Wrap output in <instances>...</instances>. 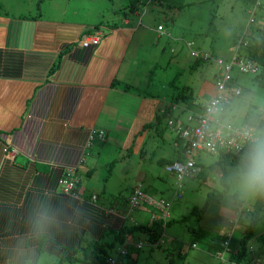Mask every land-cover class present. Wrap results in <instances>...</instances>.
Here are the masks:
<instances>
[{"label": "crops", "instance_id": "obj_1", "mask_svg": "<svg viewBox=\"0 0 264 264\" xmlns=\"http://www.w3.org/2000/svg\"><path fill=\"white\" fill-rule=\"evenodd\" d=\"M74 15L0 12V264H60L70 253L78 256L84 242L111 237L124 225L132 210L127 199L134 185L125 200L117 194L121 185L94 192V181L108 183L116 152L139 155L134 174H129L140 184L143 177L153 176L146 173L153 162L180 156L176 150L166 156L162 149L158 156L151 153L148 161L143 158L148 134L159 133L156 117L173 102L164 106L163 88L151 89L149 74L163 62L166 48L178 56L190 40L166 34L170 32L162 22L142 24L137 10L120 16L113 28L94 29L96 22L69 18ZM158 25L165 33L156 30ZM95 33L97 43H81ZM91 129H102L103 137L89 141ZM67 168L80 178L71 195L59 184L61 171ZM155 184L150 187L155 189ZM216 205L205 217L211 215V228L223 233L218 241L231 235L232 249L240 237L233 231L244 227L246 219L240 224L239 218L236 222L225 218L221 204ZM43 209L51 224L45 235L37 236L31 220ZM134 216L139 223L152 222L150 208H138ZM211 228L197 232L211 242L213 235L206 231ZM173 234L171 230L167 235ZM127 242L134 243L132 234ZM41 253L50 261L39 263Z\"/></svg>", "mask_w": 264, "mask_h": 264}, {"label": "rangeland", "instance_id": "obj_2", "mask_svg": "<svg viewBox=\"0 0 264 264\" xmlns=\"http://www.w3.org/2000/svg\"><path fill=\"white\" fill-rule=\"evenodd\" d=\"M179 1L183 5L181 9L177 7ZM127 2L128 0H0V12L4 11L9 14L30 13L41 16L54 14L57 18L76 13V15L69 18L97 22L102 19L101 14L107 17V15L113 14L112 11L117 16H120V10ZM246 2L247 0H152L146 4V0H135V6L142 24L153 26L157 22H162L172 37L182 36V40L184 38L191 40L194 48H202L208 51L215 50V52L221 54L225 52L227 55L232 51V40L236 41L237 36L241 34L242 28L244 31L248 19V13L245 8ZM173 17L176 19L175 22L170 20ZM254 18V23L264 25V0H261L260 7L256 6ZM171 55L166 48L163 51V62H159L149 74V87L151 89L163 88L164 106L168 105L170 100H174L172 96L179 89L185 90L183 94L191 95L190 101L208 100L209 97L214 95V81L218 69L213 62L200 61L201 63L198 66H192L193 58L189 55L186 46H183L181 54L178 56ZM229 58L230 56L227 59ZM230 73L232 77L230 82L232 84L238 85L243 91L251 92L258 98H264V84L260 83L259 78L243 74L235 67H232ZM176 113L177 111H174L169 115V118L173 120ZM167 118L168 116H164L161 119V124L158 126V134H148L147 137L150 142L144 148V152L146 153L143 158H145V161H148L151 153H155L156 156L160 155L162 149L165 151L164 154L166 156L173 154L174 150L180 155V144L175 140L174 133L168 128ZM115 157L110 162V167L113 168L114 165V168L108 183L94 181L96 184L94 185V192L97 194L100 191L104 193L106 191L103 188L104 186L116 188L121 185V190L117 194H120V197H123L122 199L125 200L130 185L132 186L137 183L135 177L130 175L129 172L134 174L133 168L140 161V157L139 155L128 154L126 152L123 154L116 152ZM195 159L200 163L202 170L205 171L206 179L202 177L198 178V176L196 178H184L182 180V187L179 189V197L174 196V191L177 188L176 178L171 173L166 172L162 164L152 163L146 173L153 174V176L142 178L140 181L142 189H147V192L156 196V198L171 200L168 211V220L171 221L168 224L164 223L163 229L166 228L165 234L162 244H159L158 247L151 248L146 242L147 236L141 232L132 233V241L134 243H128L126 236L124 243L113 244L109 255L116 257V250L119 247H125L128 251L127 255L122 257V260L120 259V264H176L177 262L178 264H221V260L216 255V252L218 250L217 247L221 248L222 240H218L222 237L223 233L221 232V235L217 234L211 228L213 227L212 224H214L212 216H206L200 220L194 216H188V214L193 206L201 207L206 201L207 206H210L209 211L214 206L216 207L217 203H220L221 214H223L224 195L222 194L220 198H215L214 200L211 197L210 202L209 199L207 200V196L211 195L209 194L212 193L211 191L214 194L223 190L219 181L222 164L226 167V172L236 164L223 163L219 160V156L205 151L199 152ZM99 171L98 169L94 177H97ZM154 181L158 183V186L154 185L155 189L150 187L154 184ZM76 185L77 182L73 188ZM60 186L63 189L61 184ZM91 198L94 199L95 195H92ZM138 208L149 209L150 207L145 205L133 208L129 212V215L125 217L126 223L124 225L132 221L139 223L136 219L137 216H134ZM132 216L133 219L131 218ZM182 216H185L184 219L181 222L177 221ZM236 216L233 215L228 218L234 221ZM245 216L246 211L240 213L237 216V219L239 218L238 223L243 224ZM258 218L254 234L246 243L249 255L240 264H264V207L259 212ZM190 226L198 227L199 229L200 227H210L211 230L206 231L211 232V235H213L211 242L210 238L205 236V234L199 240L193 241L192 233L188 229ZM240 228L243 229L240 225L239 228L233 231V234L241 236L242 232H239ZM171 230H173L174 234L167 235ZM86 236L84 235L83 238ZM175 236L181 240H173L171 242ZM105 239L110 240L111 237L105 236ZM191 242H194L196 247L190 246ZM176 248L180 251L178 258L180 262L175 260V255L177 254ZM78 254V256L83 257L81 250H79ZM49 261L50 258L44 257L42 253L39 255V263ZM60 264L80 263L65 260L61 261Z\"/></svg>", "mask_w": 264, "mask_h": 264}, {"label": "clouds", "instance_id": "obj_3", "mask_svg": "<svg viewBox=\"0 0 264 264\" xmlns=\"http://www.w3.org/2000/svg\"><path fill=\"white\" fill-rule=\"evenodd\" d=\"M95 34H97L98 36V33ZM204 104L205 103H203L202 105ZM170 105V114H172L174 111H177L176 115H174L173 117V121L186 122L188 114L199 113L187 107V104L180 108V104H177L173 101L172 103H170ZM169 119L171 118H169L168 116L167 121ZM203 121L204 123L202 130L206 138H215L217 141L231 143L238 150L243 148L238 163L233 168L229 169L226 173L222 174L219 178L224 195L222 208L223 215L225 216V218H228L238 214L240 211H244L245 209L249 213L254 212L255 208L258 205L264 204V98H258L251 92H245L243 90H240L239 92H231L226 95L213 96L205 105ZM99 131V129H96L97 134L99 133ZM170 131L174 133L171 129ZM174 135L175 140L180 144V156L173 160L165 162L163 164L165 171V166L168 163H171L175 160H183L180 139L175 133ZM195 162L199 167V163L196 161V159ZM74 173L76 174L75 170ZM171 174L173 175V173ZM78 181L79 177L77 176V183ZM138 184L142 189L141 184L136 183L131 188L128 199L130 197L132 189ZM179 189H175L174 196H176V192L180 193ZM72 190L71 192H69V194H73ZM143 191L149 194L147 191ZM153 197L156 198V196ZM151 212L152 210L150 211V213ZM151 219L155 220L153 218ZM167 219L168 216L166 220ZM165 221L162 220L163 225ZM236 221L237 216L235 222ZM246 222L251 225V218H246ZM50 224L51 216L46 209L38 210L31 220L33 232L37 236L45 235ZM164 234L165 232L163 229V233L158 239L157 243H150L148 242V240H146V242L150 247H158V245L162 244L163 242ZM227 237L230 241V234H228L226 238H223V240L227 239ZM190 246L196 247L194 242H191ZM229 249L228 259L230 253L232 252L230 246ZM111 256L112 255H110L109 257ZM231 264L236 263L232 262Z\"/></svg>", "mask_w": 264, "mask_h": 264}, {"label": "trees", "instance_id": "obj_4", "mask_svg": "<svg viewBox=\"0 0 264 264\" xmlns=\"http://www.w3.org/2000/svg\"><path fill=\"white\" fill-rule=\"evenodd\" d=\"M246 1V0H245ZM247 4H249V0H247ZM256 6H261V0H256L253 1L251 5H248L246 8V11L248 13V19L246 21L244 29L247 30V32H241V35L244 37H247V44L245 46H242V52L241 55L245 59H249L252 62L255 63L257 67V72L252 74L248 73L249 75H253L255 78H259V81L261 84H264V25L259 24V23H254L253 19L255 16V8ZM137 10L135 6V0H128V2L121 8L120 10V16L124 15L125 16L128 13H132L133 11ZM113 14L105 15L102 16V19L98 20L94 25V29L101 28L102 26L106 28H113L120 23V16H117L114 14V11H112ZM106 17V18H105ZM163 28V27H162ZM99 31V30H98ZM160 32V31H158ZM160 33H165V32H160ZM166 34H170L166 32ZM239 37V36H238ZM237 37V38H238ZM236 38V40H237ZM189 42L192 43L191 48L195 50L201 51H206L209 53V57L206 59H201L194 57L193 55H189L193 58V63L192 66H198L199 63L203 61H208V62H213L216 64L215 60L218 58H222L223 60H228L226 58L225 52L223 54L215 52V50L208 51L202 48H194L193 47V42L190 40ZM186 44V42H185ZM233 46V45H232ZM187 47V46H186ZM188 51L189 48L187 47ZM233 49V48H232ZM233 53V50L230 52V57ZM201 61V62H200ZM236 68V67H235ZM262 77V78H260ZM174 83V81H173ZM187 87V86H186ZM185 90L179 89L178 92L172 96L174 98V102L176 103H184L187 104V107H189L192 110H195L196 112H202L204 105L200 103H195V101H190L191 95L190 94H183ZM168 110V112H167ZM165 111H162L159 113L160 116L156 117L155 123H157V126L161 124V119L163 116H169L171 112V105H168V108ZM162 116V118H161ZM186 124V122H184ZM101 134H97L96 129H91L90 139H93L94 137H103L104 131L102 129H99ZM243 151V150H242ZM242 151H240L237 154H230V153H220L218 154L219 160H221L223 163L224 162H229L233 164H237L240 156L242 154ZM165 162H167L166 159H162L160 163L163 165ZM70 170H74L73 168H69ZM62 172V171H61ZM226 173V167L222 164V172L221 175ZM205 171L202 170L201 165L199 164V169L192 175H189L185 178H196L198 176L205 178ZM206 179V178H205ZM77 186V185H76ZM76 187L72 190L73 192L75 191ZM209 193L211 195L207 196V200L209 199V202L211 201V197H213V200L215 198H220L223 194V190L219 192H215L213 194ZM69 194V193H67ZM71 195V194H69ZM219 201V200H218ZM264 204L258 205L255 208L254 212L249 213L246 209V216L245 219L250 217L251 218V225H249L246 220L244 223L242 235L237 239L236 243L234 244V248H232V252L229 255V260L232 261L233 263L240 264L242 260L246 259L249 255L248 249H246V243L248 242L249 239L254 234L255 231V226L257 223L258 214L261 210H263ZM207 201L201 206V207H196L193 206L188 214V216H194L196 219H202L205 217L207 212H209V209H207ZM243 213V211L241 212ZM185 216H182L180 219H177V221L181 222L184 219ZM171 220H166L165 223L168 224L170 223ZM189 230L194 233L193 235V241L199 240L200 235L199 232H197L198 227H189ZM134 232H143L146 233L147 235V240L150 243H157L158 239L163 233V223L162 219H155L152 220L150 224H142V223H129L127 225H122L119 227V229L113 231L111 235L110 240H106L105 237L103 239L98 240H90L85 242L83 245L80 246V249L78 248L77 251L81 250L83 257L74 255V253H70L66 255L65 260L67 261H77L80 264H106L107 259L109 258V251L112 248L113 244L119 243L122 244L125 241V238L128 234H132ZM219 249V247H218ZM122 260V256L120 257ZM120 259L118 260V264H120Z\"/></svg>", "mask_w": 264, "mask_h": 264}, {"label": "built area", "instance_id": "obj_5", "mask_svg": "<svg viewBox=\"0 0 264 264\" xmlns=\"http://www.w3.org/2000/svg\"><path fill=\"white\" fill-rule=\"evenodd\" d=\"M157 30L162 31V26L158 25ZM243 32H247L244 29ZM98 36L97 34H92L85 37L81 43L83 45H87L88 43H97ZM247 44V39L240 34L233 45V53L228 60H223L222 58H218L215 61V65L217 66V75L215 77V93L213 96L217 95H226L231 92H239L240 88L232 84L231 81V69L232 67H236V69L243 73H256L257 67L254 62L249 59H245L242 55V46ZM192 43L187 41L186 46L189 48V52L191 55L197 58L206 59L209 57V53L206 51H199L191 48ZM211 96L204 104V108L202 112L193 113L187 115L186 124L182 121H173L169 119L167 124L169 128L177 135L180 139L183 160H175L171 163H168L165 166L166 171L173 173L177 180V189H179L182 185V179L189 175L194 174L199 167L196 165L195 157L201 152H210L214 154L220 153H230L237 154L241 149H236L231 143H226L223 141H217L215 138H206L203 132V115L205 110V105L208 101L213 97ZM98 134H101L99 131ZM77 182V175H75L74 170H70L69 168L64 169L60 175L59 183L63 186V191L66 193L71 192L75 183ZM175 195L178 197L179 193L176 192ZM148 206L151 208V218L157 219L160 218L163 221L166 220L168 216V211L171 205V200H165L160 198H155L146 192H144L140 185H136L130 194L128 199V208L129 210L135 207H143ZM240 211L237 216L241 213ZM229 238L224 239L221 243V249L216 252V255L221 260V264H231L232 262L228 259L229 254ZM117 256H111L107 259L106 264H118V257L124 256L127 254V249L125 247H119L116 250Z\"/></svg>", "mask_w": 264, "mask_h": 264}]
</instances>
